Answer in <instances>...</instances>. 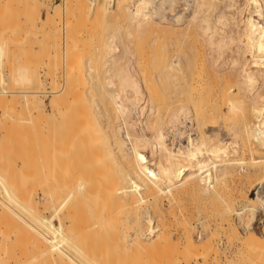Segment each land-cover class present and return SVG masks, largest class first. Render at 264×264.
Listing matches in <instances>:
<instances>
[{
	"label": "rangeland",
	"instance_id": "obj_1",
	"mask_svg": "<svg viewBox=\"0 0 264 264\" xmlns=\"http://www.w3.org/2000/svg\"><path fill=\"white\" fill-rule=\"evenodd\" d=\"M65 1L66 3L64 4ZM89 1L90 0H0V78L2 77L0 79V176L2 175L3 178H0V183L2 182L0 185V211H4L0 213V264H158V262L159 264H164L162 262L166 261L165 256H167V250L170 251L168 254H170L171 251L173 253L169 256H174L178 253V251L175 252L176 254L174 253V250L176 251L177 249H174L173 246L175 245H172L174 244L172 242L176 241L175 244L178 243V246L183 245V234H185L186 231L191 236L193 243L196 242L197 244H200H198V246H195L197 244H194L195 248H199V251L197 249L192 251H198L199 255L201 256H196V254L193 253L188 264H194V262L197 260L198 261L195 262V264H205L206 262V264H264V262H262L264 261V256H262V254H264V249H262L264 248V237H262L264 236V231H262L264 230V225H262L264 224V198H253L249 194L250 191H247L248 188L252 191L254 186H256L255 191L258 194L264 196V181H260V174H264V164H261V162L264 163V160L260 161V158L264 157V149L261 148L257 141L250 138V136H248V138L244 130V127L247 125V127H249L250 122H253L254 120V114L251 111V101L249 98L250 85L248 86V83L245 81L243 76V69L247 67L246 70H249L250 68H253V66H250V64L247 63L250 51L248 53V50L241 48V46H243V36L239 34V28L242 26L241 18L243 14L247 12V8L249 7L248 1L176 0L175 2V0H173L174 2L172 5H165V10L167 9L165 15H172L174 13L179 14L180 12L181 21L179 20V23L181 24L178 26L181 30L185 29L186 27V31H184L186 33L185 38H187L179 41L180 43L178 42L177 46L180 45L181 47H174L176 48L177 53L183 56V58H189L190 62L187 63V61L184 59L186 63L184 64L185 66L182 68V70L176 71L177 77L174 78L176 82L180 83L179 85L177 84L178 90L180 89V94L181 92L182 95L183 93L185 94V96H182L178 93L182 100L176 102V104L179 103V105L184 104L183 109L185 110L183 115L185 116L186 122L184 121V123H182L180 130H184L185 133L188 131H193L195 133H193V135H196L197 137H205L206 140L209 138L206 136V134H209L210 137H213L214 134L215 136L218 135L219 137L221 136V138L229 139L228 137L230 134L236 132L238 135L236 133L234 134L236 135L235 138H237L239 146L238 151L234 152L230 150L228 152V158L230 159L227 160V164H222V166H220L221 168H224L225 171H227L221 176V178L215 181V184L210 188L205 189L204 185L197 179L196 183L198 185H196L199 188H197V186H193V188L190 185H185L182 183L183 185L177 184L172 186L170 188L171 191L168 190L166 193L164 191H159L156 188H147L146 190L145 187L142 188L143 190H132L128 178L129 173L126 172L127 170H125L123 167L122 162L119 161L120 159L116 157L110 158L109 156L106 158V155L108 154L104 146V144H106V134H108L106 132L108 131L107 125L109 123V118L113 115L116 116L117 114L114 104H112L111 100L110 102L109 99H107L112 93H114V90L121 93V96L123 95L126 97H123V99H126V106L129 108L131 106L136 107V109L134 108L136 112H133V107L130 108L131 110L129 109V113L131 114L129 115L131 118H128L132 120L137 118V120L134 119V121H137L138 124L140 123L143 125L142 122L146 118L145 115H149L147 118L150 121H154L155 119L157 120L158 116H161V118L165 119L166 115H168V109L166 110L163 108H158L156 106V101L154 100L155 95L153 85L155 82V47L152 41L154 36L153 33H155L154 29L156 28L155 22L158 20V18L154 15H150V19L144 20H150V22L153 20L152 24L155 26L150 23L152 25L151 26L148 24L149 27L151 26L150 28L147 26L141 28L137 27L135 25L136 22L127 16V8H123V11H120V14L117 12L118 9H116L117 14L115 13V10H113L114 12H108L109 14L107 16H102L98 14L97 11H95L97 9H94L95 7L93 8ZM94 1H96L95 3L97 7L98 4L101 5L102 3L108 6L109 2H111L109 0ZM125 1L128 5L127 7H130L128 4L129 1ZM95 3L93 6H95ZM56 6L61 8L59 11L53 12L54 9L56 10ZM193 11L195 15L192 13ZM220 14H222V22L219 20L216 21L218 17L217 15ZM126 16L129 18V20ZM163 19L165 20L167 18ZM130 20H132L135 24H131L132 21ZM182 23H184L183 25H185V27H183ZM186 50L188 53L185 52ZM177 72L181 73L178 74ZM191 72L195 73L191 74ZM184 74L187 75V78L186 75L183 76ZM179 76H182L185 79ZM194 76L201 79H197L196 81ZM191 78L193 79L191 80ZM181 79H183V83ZM192 81H194L195 84H193ZM190 82L193 87L192 85H189ZM189 86L192 88L188 90ZM191 90H194V92L192 93ZM261 90H264V87H262ZM189 91L191 95V97H189L192 102L188 101L190 100L188 98ZM195 94L196 97L194 98ZM40 98L43 102V106H40V109L32 107V102L30 103V101H33V99H36L37 101ZM61 99L63 103L62 101L60 103ZM185 99L187 100L186 102H184ZM195 99L198 102H196ZM76 100L78 101L77 105L74 103ZM27 101L28 103H26ZM106 101H109L110 103ZM72 103L75 104V107H73L74 109H72ZM192 103H196V107H193L194 104ZM100 105H102V107ZM68 107L71 109H67ZM64 108L67 110V113L66 111H58L61 109L64 110ZM193 108H198L197 110L199 112L197 110L194 111ZM59 112L64 113L61 114ZM205 112L208 113L209 117ZM150 113L154 115L152 116ZM199 113H201V115ZM64 115L66 117H64ZM202 117L203 119H200ZM213 117L214 120L216 119V121H213L214 126L212 121L210 122ZM96 119L97 122L95 121ZM205 119H208V121H203ZM198 121L200 122L198 123ZM94 122H96V124ZM137 123L134 125V127L137 126L136 129H138L140 125ZM63 128L68 130L65 132L66 134H64L65 130ZM83 128L86 131H83V133L80 135L79 129L81 131ZM72 131H75V134ZM96 131L99 136H97L95 133ZM212 131L215 133L210 134ZM84 132L86 134L89 132V134L84 136ZM150 133L151 130L146 129V136H149ZM61 134H64L65 137L61 136ZM75 135L80 137H77L79 140L73 139L76 138ZM91 135H95L96 137ZM182 135L184 136V134ZM69 136L72 137L73 141L75 140L76 144L72 141L71 144H68V141L70 143L69 139H71ZM64 140L65 142H62ZM96 141H98L100 145H98V142L96 143ZM85 142L87 143V146H89L90 143L96 146H89L90 148L88 147L87 150L85 148L86 145L84 146L83 144ZM48 143H51V145ZM79 144H82V147L84 146L83 150L85 148L84 156L82 155L83 152L82 149H80L81 145ZM67 145L71 146L70 148L73 146V152L71 151L73 156L71 157H74V154L77 152L75 154L76 158L69 157V152L66 151V154L65 151H63V149H70L67 148ZM75 145H77L76 147L78 149L76 150L75 148L76 151L74 152ZM49 148H51V152ZM144 148L145 149L140 147V150L142 149L141 152L147 159H151L149 148L147 146ZM59 149V152L62 150L65 153V156L68 155L67 160L65 157H63L65 162L64 159H62L63 152L61 153L59 159V152H57ZM90 149H97L96 151L93 150L94 160L93 157H91L92 155H90L92 153H90ZM78 150L80 151L79 154ZM72 153H70V155ZM94 154L95 156L97 155L96 158ZM101 154L103 155L100 157ZM87 155L88 158L86 159ZM204 157H206V155ZM70 158L72 160L75 159L73 160L75 161V163L73 162L74 167L72 164H69L71 163ZM89 158L92 159L91 163L95 161L93 163H96V165L93 164V168L98 169V171H95L93 168H91V163H88L91 160ZM98 158L101 159L102 162L104 160L102 167L101 164H99L101 161ZM68 159L70 161L69 163ZM80 159H82V162ZM108 159H111L112 161L115 159L112 163L116 166H111L112 164H109L110 162L108 163ZM116 159H118V161H116ZM106 160L109 165H105ZM83 161L85 164L88 163L86 165H91V167L85 165L88 170H86V167H84ZM2 162L5 163V166ZM218 163L223 162L219 161ZM62 165H64V167H62ZM76 166L77 168H75ZM108 166H111V168L109 167L111 171H108L110 173L106 172ZM72 167L75 168V170H73L75 171L73 175H75L74 179H72L73 176H69L72 179L69 181L70 178L66 179L63 177H65V172L66 176L69 172H72ZM208 167L210 173L213 174L216 171L214 163L210 162ZM79 170L83 173H81ZM84 171H88L86 175ZM92 171L94 172L92 173ZM102 171L105 173V175L102 173ZM89 173L93 175L90 176ZM114 173L118 175L115 176ZM83 174L88 176L90 181H87V177H83ZM68 175H70V173ZM109 176L111 177L110 179H112L109 180L110 182L107 179ZM256 178H259L258 180L260 182H258ZM53 180H55L56 183L55 181L53 182ZM66 180H68L67 183ZM101 182H104L105 185L103 183L101 184ZM217 182L219 183L217 184ZM80 183L82 184L78 189ZM107 184L108 186L112 187L106 188L108 187L106 186ZM4 187H6L8 190L11 189L10 192L13 191L12 193H14L16 196L20 190L24 193L19 192L20 195L16 197L17 199H10L6 195V188ZM184 187H187V189ZM190 187L194 190H192ZM84 188H86V192L89 191L87 192L88 194L84 193ZM93 188L96 189L93 190ZM111 189H113L112 191L114 193L111 191ZM59 190L61 193L64 190L72 191V193H70L71 191L69 192L70 197L68 200L71 201L72 204L73 201H76L79 204V202L76 200L77 198H75L78 196L76 194H80L82 196L83 194L84 196L87 195L85 197L86 199L84 200L89 199V202L94 200L92 204L89 203L90 205L85 201L84 205L86 208H84L83 211L81 208L82 205L80 207L79 204L81 212H83V215L85 214L83 217L85 221L87 220L86 223L83 217L81 218L82 213L77 212L79 211L78 206H73V208L70 205L71 207L68 206V208H73V210L76 207L78 208L77 210L75 209L74 215L75 217L80 216L82 225L88 224L92 220L94 222L91 223L97 222V226H95L96 229H93L95 231L88 229L87 231H84L83 235L81 234L82 237H72L66 242H61L59 238L52 242L53 240L50 239L52 236L47 232V236H45V230L40 227V223L35 215H49L50 210L48 208L49 206H47L48 199L46 201V194H48V192L51 193L52 202L54 205H56L58 201L57 198H60L61 195V193L57 192ZM102 190H106L105 193ZM108 190L110 192L107 194L106 192ZM96 191L101 192L102 194ZM111 192L114 195H112ZM53 193H57L58 195H54ZM115 193L117 195L116 197ZM129 194H132V196L130 195L128 198ZM101 197H104L105 199H102ZM97 198L99 202H95ZM117 198L120 200H118L119 204L122 203V207L121 205H118V202L116 204L119 207L115 204ZM106 199H109L110 202L113 201L114 204L112 202L110 203L109 200L108 203L106 202L107 204H105ZM13 200L16 202H13ZM101 201L104 203H101ZM44 202L46 203L47 207L44 206ZM96 203L102 204L101 206L107 205L110 211H108V207H106L107 209L104 207L106 210L102 211L100 204L98 205ZM74 204L76 205V203ZM93 204L97 207L95 208ZM90 206L96 211H98L97 208L99 209L101 207V211L99 213L103 217L107 213L109 214L105 216L107 217L106 219H108V216L109 218H112L111 212L113 211V215H115L113 218L116 217V219L115 221H112L111 219L109 223L112 221L114 222L113 224H118L117 229L119 235L117 234L116 236L113 233V235L106 234L109 236V239L108 237L106 238V235L103 236L104 238L100 237L103 243L99 241L101 239H96V236L100 235V233L103 235L105 233L104 231L109 233L110 230L108 231L107 227L112 228L113 224L110 223L112 225L108 226L109 223L106 224V220H103V217L99 214L98 215L101 216L99 218H101L103 221H101L99 218L97 219L95 214L96 211H92L93 208L91 209ZM113 206L114 208L117 206L121 210H119V213L117 212L119 215L115 214L118 208L113 210ZM232 207L233 209L231 210ZM70 208L69 214L72 212V215H70L73 217V210ZM109 212L111 213V216ZM30 214H32L33 217ZM92 214L94 215L92 216ZM147 215L151 216L152 221L155 222V227L158 226L155 233H159L161 231V236L157 234V236L159 235L158 237L160 239H165V235H168H166V238H168L165 240L167 242L166 244H169L170 250H166L165 248L162 249V247L167 246L163 245L165 240L161 239V241L159 239V241L158 238L156 239L155 236H152L153 234L147 235V238H140L142 239L140 241L143 243V245L144 243L145 245H148H146V249L149 247L148 250L144 248V251L146 250L144 253L142 250L136 247V243L134 244L135 238L129 240L130 237L128 234L132 233V229L135 227H133V224L136 225L137 221L138 223H144ZM94 216L96 217L97 221L94 219L91 220V218ZM225 219L229 222H227ZM99 220L100 224H102L101 229L104 223V226L106 225V227L103 226L105 230L102 229L104 233L102 230L98 231L99 228L97 227L100 226L98 224ZM120 221L122 224H120ZM228 223H232L234 225L236 224L235 226L237 227V232H232ZM127 224L129 227H132L129 228ZM124 225H126L125 228H123ZM226 226L228 227L226 228ZM120 227L122 229H120ZM115 228L116 227H113V230ZM225 229L228 231V233ZM113 230H111V232H113ZM122 230L124 233L127 232L128 234L126 233L127 235L124 236L123 232H121ZM92 232L96 234H93ZM163 232L165 235H163ZM248 232H256L258 235H260V239H258L260 242L257 241V243L260 245L256 244L257 247L256 245L251 246L254 247L253 250L252 248H246L242 243L240 245L241 240L238 239L246 237L245 235ZM229 233L230 235H228ZM84 234L88 239H84ZM120 234H122V238ZM236 236L240 237L237 238ZM94 239L96 241L98 240L97 244L96 242L95 244L93 243ZM153 240H156V242L158 240L159 243H161L159 244L161 248H158L159 245L156 246L158 249H162L161 251L154 249L156 244ZM58 242L61 246H57V244H59ZM123 242H125L124 246ZM153 242L155 245H153ZM79 243L81 246L83 243L84 247H80ZM117 243H119L118 249L121 248L119 249V254L117 252L118 249L116 250ZM148 243H150V245ZM170 243H172V247ZM205 243L208 244L205 245ZM129 244L132 246L130 247ZM202 245H204V247ZM133 246L135 248H133ZM122 247H128L131 250ZM73 248H81L80 250L82 252L76 251ZM87 249L88 251H86ZM113 249V254L107 253V251L110 252ZM134 249L136 250L134 251ZM149 250L152 252L149 253L150 256L153 254V256H151L153 259L147 253ZM84 251L86 253H84ZM154 251H156V253H153ZM162 251H165V253H162ZM140 252L142 253L141 255ZM204 252L209 253L204 254ZM240 254L241 256H239ZM143 255L146 256L148 261L146 259H142ZM157 255L159 258H156ZM205 255L206 257H204ZM162 256L164 258H162ZM193 256H195L196 259H194ZM154 259H158V261ZM170 259L168 258L167 262H169V264L170 262L173 264L174 262L172 263V260L170 261ZM201 259L202 261H200ZM258 259L259 262H257Z\"/></svg>",
	"mask_w": 264,
	"mask_h": 264
},
{
	"label": "bare ground",
	"instance_id": "obj_2",
	"mask_svg": "<svg viewBox=\"0 0 264 264\" xmlns=\"http://www.w3.org/2000/svg\"><path fill=\"white\" fill-rule=\"evenodd\" d=\"M109 1H111V2H109V5L108 6H106V5H104V3H102L101 5H99L98 3V7L96 6V1H94V0H90L89 2H90V4H91V6L94 8V9H97V10H95V11H97V13L98 14H100V15H102V16H107L109 13L108 12H114L113 10H115V13L117 14V12H119V14H120V11L122 12L123 11V8H127V11H128V13H126V14H128L127 16L128 17H130L131 19H133L135 22H136V24L132 21V20H130V21H132L131 22V24L132 23H134L137 27H149L148 26V24H152L153 22V20L150 22V20L149 21H146V20H144V19H150L149 17H150V15H154V16H156L157 18H158V20L155 22V25H156V28L154 29L155 30V33H153V44H154V47H155V62H154V64H155V82H154V95H155V97H154V100L156 101V106L158 107V108H163V109H168V111H167V113H168V115H166V118L164 119V118H161V116L159 117L158 116V118H157V120H156V122L154 123V121H150L147 117H149V115H145L146 116V118L144 119V121L142 122L143 123V125L142 124H138L137 123V121H134V119H136L137 120V118H134L133 120L132 119H130L131 117H130V108L131 107H133V106H131L130 108L128 107V106H126V97L125 96H121L120 94L121 93H119L118 91L116 92L115 90L113 91L114 93H112L110 96H109V98H107V99H109V101L111 100L112 101V104H114V106H115V108H116V110H117V114H116V116L115 115H113V116H111L110 118H109V123H108V125H107V132L106 133H108V134H106L107 135V138H106V140H105V143L106 144H104V146H105V150H106V152H107V154L108 155H106L107 157L106 158H108V156L111 158V157H113V158H118V159H120L119 161L120 162H122V164H123V167L125 168V170H127L126 172H128L129 173V181H130V185H131V188H132V190H140V189H142V188H144L145 187V189L147 190V188H149V189H153V188H156L157 190H159V191H164L165 193H166V191L168 192V190H170L171 191V187L172 186H174V185H177V184H182V183H184L185 185L187 184V185H190L191 187H195V186H197L198 184L196 183V180L198 179L203 185H204V188L205 189H208V188H210L211 186H213L214 184H215V181H217L219 178H221V176L222 175H224V173L227 171H225V169L224 168H221L220 166H222V164H227V160L228 159H230V158H228V152L231 150V151H234V152H236V151H238L239 149H238V140H237V138H235V134L234 133H236V132H233L232 134H230V136L228 137L229 139H224V138H221V136L219 137L218 135V137L217 136H215L213 133H215V132H213L212 131V133L210 132V134H213V137H210V135L208 134H206V136L207 137H209L207 140L205 139V137H197L196 135H193V131H186L187 133H185L184 132V130H180L181 129V126H182V123H184V121H185V116L183 115L184 114V109H183V105L184 104H182V105H179V103L178 104H176V102H178V101H181L182 99H181V96H179L178 95V93L180 94V92H179V90H178V85L180 84L179 82H176L175 80H174V78H176L177 77V74H176V71H180V70H182V68L185 66L184 64H186L185 63V60L187 61V63H190L189 62V58H183V56H181L179 53H177V51H176V48H174V47H176L177 45H178V42L179 41H182V40H184V39H186L185 38V36H186V33H185V31H186V27H185V25H183L184 23H182V25H183V27H185V29H183V30H181L180 29V27L178 26V25H180L181 23H179L181 20H180V18H181V13L179 12V14L178 13H174V14H170V15H165V13L167 12V9L165 10V5L166 4H171L172 5V3L174 2L173 0H128L129 2H128V4L130 5V7H127L128 5L126 4V1L124 0V2H123V0H109ZM202 1V0H201ZM231 1V0H230ZM248 1V3H249V7L247 8V12L245 13V14H243V16H242V26L239 28V34H241L243 37H242V40H243V46H241V48L242 49H244V50H248V53H249V51H250V54H249V59H248V64H250V66H253V68H250L249 70H246V68H244L243 69V76H244V79H245V81L248 83V86L250 85V87H249V98H250V101H251V111H252V113L254 114L253 116H254V120H253V122H250V124H249V127H244L245 129V134L247 135V137L248 136H250V138H252L253 140H255V141H257V143L261 146V148L262 149H264V90H261V88L262 87H264V0H247ZM175 2H176V0H175ZM243 2V1H242ZM66 3V1L64 2V4ZM94 3H95V6H93L94 5ZM100 3V2H99ZM60 4V3H59ZM186 4V3H185ZM243 4V3H242ZM55 6V5H54ZM59 6V5H58ZM58 6H56V10L54 9L53 10V12H56V11H59L60 10V8L61 7H58ZM60 6H65V5H60ZM243 6V5H242ZM248 6V5H247ZM58 9V10H57ZM63 9V8H62ZM116 9H118L117 10V12H116ZM246 10V9H245ZM99 11V12H98ZM110 12V13H111ZM171 12V11H170ZM169 12V13H170ZM191 12V11H190ZM124 13V12H123ZM194 15H195V13H194V11L192 12ZM168 14V13H167ZM192 14V16L194 17V15ZM237 15V14H236ZM113 16H114V13H113ZM121 16V15H120ZM126 16V17H127ZM167 16V17H166ZM191 16V17H192ZM218 16V17H217ZM216 17H217V19H216V21L217 20H219V21H221V19H222V14H220V15H217ZM239 16V15H238ZM127 17V18H128ZM155 18V17H154ZM163 18H167V19H163ZM128 20H129V18H128ZM155 20V19H154ZM180 20V21H179ZM215 21V22H216ZM218 21V22H219ZM222 22V21H221ZM241 22V21H240ZM129 24V23H128ZM150 24V25H151ZM153 26H155L154 24H152ZM151 25V26H152ZM150 26V27H151ZM149 27V28H150ZM182 27V28H183ZM152 30V29H151ZM185 30V31H184ZM142 31V30H141ZM153 31V30H152ZM203 31V30H202ZM152 36V35H151ZM241 40V41H242ZM210 41V40H209ZM112 43V42H111ZM180 43V42H179ZM152 45V44H151ZM177 47H181L180 45L179 46H177ZM0 49H1V46H0ZM179 49V48H178ZM197 49V48H196ZM184 50V49H183ZM123 51V50H122ZM181 51V50H180ZM0 52H1V50H0ZM185 52H187L188 53V51L186 50ZM117 53V52H116ZM121 53V52H120ZM200 53V52H199ZM186 54V53H185ZM1 55V54H0ZM154 55V54H153ZM186 55H188V54H186ZM185 55V56H186ZM185 59V60H184ZM198 59H199V57H198ZM110 60V59H109ZM154 61V60H153ZM198 61V60H197ZM111 62H112V60H111ZM195 64V63H194ZM188 65H190V64H188ZM143 67V66H142ZM188 67V66H187ZM194 69H196V68H194ZM152 70V69H151ZM188 70V69H187ZM192 71V70H191ZM178 73V72H177ZM181 73V72H180ZM180 73H178V74H180ZM183 73H184V71H183ZM182 73V74H183ZM195 73V72H194ZM193 72H191V74H194ZM197 73V72H196ZM186 74H184L183 76H185ZM223 75V74H222ZM193 76V75H192ZM192 76H190V77H192ZM179 77H181V78H183V79H185L184 77H182V76H179ZM178 77V78H179ZM2 78V77H1ZM0 78V79H1ZM151 78V77H150ZM186 78H187V75H186ZM189 78V77H188ZM123 79V78H122ZM183 79H181V81H182V83H183ZM193 78H191V80H192ZM194 79L197 81V79H199V78H196V76H194ZM201 79V78H200ZM199 79V80H200ZM258 79H259V81H258ZM194 80V81H195ZM198 80V81H199ZM127 81V80H126ZM185 81V80H184ZM194 81H192L193 82V84H195V82ZM244 81V80H243ZM121 82V81H120ZM186 82H187V79H186ZM188 82H189V80H188ZM259 82V83H258ZM181 83V84H182ZM197 83V82H196ZM121 84V83H120ZM178 84V85H177ZM133 85V84H132ZM184 85V84H183ZM187 85H188V83H187ZM189 85H192L191 84V82H190V84ZM120 86V85H119ZM185 86V85H184ZM181 87V86H180ZM190 87V86H189ZM188 87V90L189 89H191L192 87H193V85H192V87H190L189 88ZM195 87V86H194ZM111 88V87H110ZM196 88V87H195ZM195 88H193V89H195ZM182 89H183V87H182ZM223 89V88H222ZM120 90V89H119ZM185 91V90H184ZM183 91V92H184ZM192 91V90H191ZM222 91H224V90H222ZM112 92V91H111ZM110 92V93H111ZM194 92V90L192 91V93ZM186 93V92H185ZM196 93H197V91H196ZM233 93V92H232ZM235 93V92H234ZM124 94V93H123ZM206 94V93H205ZM180 95H182V92H181V94ZM183 95L185 96V94L183 93ZM182 95V96H183ZM223 95V94H222ZM57 96V95H56ZM187 96V95H186ZM191 97V95H190V91H189V95H188V98L190 99V97ZM214 96V95H213ZM217 96V95H216ZM89 97V96H88ZM123 97H125L124 99H125V101H124V99H123ZM193 97V96H192ZM196 97V94L194 95V98ZM56 98H58V97H56ZM150 98H151V96H150ZM217 98V97H216ZM53 99H54V96H53ZM59 99V98H58ZM78 100H80L79 98H77ZM89 99V98H88ZM128 99V98H127ZM218 99V98H217ZM82 100V99H81ZM183 100H184V98H183ZM196 100V99H195ZM197 100H198V98H197ZM196 100V102H198ZM29 101V100H28ZM28 101L26 102V103H28ZM55 101V100H54ZM53 101V102H54ZM61 101H62V99L60 100V103H61ZM65 101V100H64ZM109 101H106V102H109ZM110 101V102H111ZM187 100L185 99V101L184 102H186ZM188 101H190V102H192L191 101V99L190 100H188ZM32 102V103H31ZM101 102V101H100ZM109 102V103H110ZM148 102H149V100H148ZM193 102H194V100H193ZM30 103H31V105H32V107H35V108H39L40 106L42 107L43 106V102H42V100H41V98L40 99H38L37 101H36V99H33V101H30ZM29 103V104H30ZM62 103H63V101H62ZM74 103H76V105H77V103H78V101L76 100V101H74ZM89 103V102H88ZM91 103V102H90ZM105 103V102H104ZM133 103V102H132ZM56 104V103H55ZM67 104V103H66ZM73 104V103H72ZM80 104V103H79ZM78 104V105H79ZM107 104V103H106ZM131 104V103H130ZM129 104V105H130ZM136 104V103H135ZM181 104V103H180ZM192 104H194V103H192ZM196 104V103H195ZM195 104L193 105V107L195 106ZM58 105H59V101H58ZM63 105V104H62ZM75 104H73L72 105V109H74L73 107H75L74 106ZM132 105V104H131ZM189 105H190V103H189ZM55 106V105H54ZM61 106V105H60ZM64 106V105H63ZM101 107H102V105H100ZM107 106V105H106ZM111 106V105H110ZM109 106V107H110ZM152 106V105H151ZM40 107V108H41ZM71 107V106H70ZM100 107V108H101ZM104 107V106H103ZM138 107V106H137ZM156 107V108H157ZM196 107V106H195ZM39 108V109H40ZM55 108H57V107H55ZM66 108V107H65ZM64 108V110H58V111H66V113H67V110ZM107 108V107H106ZM134 108L136 109V107L134 106L133 107V112L135 111L134 110ZM148 108V107H147ZM150 108V107H149ZM210 108V107H209ZM58 109V108H57ZM67 109H71V108H67ZM130 109V110H129ZM194 109V111L195 110H197V109H195V108H193ZM76 110V109H75ZM81 110V109H80ZM80 110H79V112H80ZM89 110H91V109H89ZM113 111H115L114 109H112ZM57 111V112H58ZM69 111V110H68ZM109 111V110H108ZM146 111V110H145ZM149 111V110H148ZM159 111V110H158ZM161 111V110H160ZM198 111V110H197ZM197 111H196V113H197ZM61 112H59V113H61ZM76 112V111H75ZM82 112V111H81ZM133 112H132V114H133ZM136 112V111H135ZM147 112V111H146ZM145 112V113H146ZM164 112V111H163ZM199 112V111H198ZM209 112V111H208ZM48 113V112H47ZM64 113V112H63ZM63 113H61V114H63ZM105 113V112H104ZM186 113H187V111H186ZM185 113V114H186ZM194 113V112H193ZM206 113V112H205ZM219 113V112H218ZM225 113V112H224ZM71 114H73V113H71ZM77 114V113H76ZM130 114V115H129ZM151 114V113H150ZM158 114V113H157ZM200 115H201V113H199ZM207 114V116H208V113H206ZM66 115V114H65ZM64 115V117H66ZM78 115H79V113H78ZM92 115V114H91ZM152 115V114H151ZM154 115V114H153ZM152 115V116H153ZM194 115V114H193ZM219 115V114H218ZM225 115V114H224ZM47 116V115H46ZM52 116V115H51ZM68 116V115H67ZM74 116H76V115H74ZM183 116H184V119H183ZM60 117H61V115H60ZM63 117V118H64ZM82 117H83V113H82ZM86 117V116H85ZM84 117V118H85ZM128 117H130V118H128ZM201 117V116H200ZM204 117V116H203ZM203 117L202 118H200V119H203ZM209 117V116H208ZM73 118V117H72ZM79 119H81L80 117H78ZM92 118V117H91ZM197 118V117H196ZM195 118V119H196ZM94 119H95V116H94ZM195 119H193V120H195ZM87 120V119H86ZM86 120H85V122H86ZM91 120V119H90ZM106 120V119H105ZM140 120V119H139ZM192 120V121H193ZM198 120H199V118H198ZM71 121V120H70ZM77 121V120H76ZM75 121V122H76ZM79 121V120H78ZM96 122H97V119L95 120ZM196 121V120H195ZM201 121V120H200ZM200 121H198V123L200 122ZM203 121H208V119H205V120H203ZM202 121V122H203ZM212 121V124L214 123L213 121H216V119L214 120V117L212 118V120H210V122ZM80 122H82V121H80ZM79 122V123H80ZM89 122V121H88ZM96 122H94L95 124H96ZM108 122V121H107ZM139 122V121H138ZM186 122V121H185ZM209 122V123H210ZM223 122V121H222ZM83 123H84V121H83ZM135 123H137L138 125H139V127H138V129H136V127H134V125H135ZM98 125H100L99 123H97ZM180 126H179V125ZM247 124V123H246ZM78 125V124H77ZM81 125V124H80ZM84 125V124H83ZM82 125V126H83ZM183 125H185V124H183ZM201 125V124H200ZM81 126V127H82ZM213 126H214V124H213ZM68 127V126H67ZM66 127V128H67ZM184 127V126H183ZM203 127V126H202ZM64 129L65 131H64V134H66L65 132L66 131H68L67 129H69V128H67V129ZM75 128H76V126H75ZM93 128V127H92ZM99 128V127H98ZM185 128H186V126H185ZM90 129V128H89ZM146 129L147 130H151V133H150V135L149 136H146ZM187 129V128H186ZM190 129V128H189ZM169 130V131H168ZM48 131H50V130H48ZM82 131V132H81ZM81 131H80V129H79V134L81 135V133H83V131H86L84 128H83V130L81 129ZM98 131V130H97ZM97 131L95 132L96 134H97V136H99L98 135V133H97ZM242 131H243V129H242ZM73 132V131H72ZM75 132V131H74ZM73 132V133H74ZM92 132H94V131H92ZM99 132V131H98ZM217 132V131H216ZM62 133H63V131H62ZM68 133V132H67ZM85 133V132H84ZM94 133V134H95ZM100 133V132H99ZM204 133V132H203ZM242 133V132H241ZM64 134H61V136H64ZM75 134V133H74ZM79 134H77V135H79ZM86 134V133H85ZM84 134V136H87V134H89V132L85 135ZM103 134V133H102ZM102 134H100V135H102ZM105 134V133H104ZM182 134H184V136L182 135ZM195 134V133H194ZM237 134V133H236ZM48 135V134H47ZM77 135H75L76 136V138H73V139H77V140H79V136H77ZM83 135V134H82ZM203 135V134H202ZM238 135V134H237ZM240 135V134H239ZM243 135V134H242ZM83 136V137H84ZM91 136H95V135H91ZM109 136V137H108ZM65 137V136H64ZM70 137V136H69ZM77 137H79V138H77ZM89 137V136H88ZM96 137V136H95ZM223 137V136H222ZM243 137V136H242ZM50 138V137H49ZM63 138V137H62ZM71 139H69L70 140V143H69V141H68V144H71V141L73 142V143H75L76 144V142H75V140L73 141L72 140V137H70ZM87 138V137H86ZM94 138V137H93ZM101 138V137H100ZM249 138V137H248ZM64 139V138H63ZM82 139V138H81ZM80 139V140H81ZM89 139V138H88ZM68 140V139H67ZM76 140V141H77ZM84 140V139H83ZM98 140V139H97ZM102 140V139H101ZM247 140V139H246ZM60 141H61V138H60ZM244 141V140H243ZM62 142H65V140L64 141H62ZM61 142V143H62ZM83 142V141H82ZM87 142V141H86ZM83 143L84 144V146L86 145V149L88 150V147L89 146H93L94 144H92V143H90L89 144V146H87V143ZM91 142V141H90ZM94 142H95V139H94ZM98 141H96V143H97ZM249 142V141H248ZM73 143H72V145H73ZM89 143V142H88ZM95 143V144H96ZM49 144V143H48ZM62 144H64V143H62ZM92 144V145H91ZM244 144V143H243ZM49 145H51V143L49 144ZM79 145H81L80 147V149H82V152H83V156H84V152H85V148H84V150H83V147H82V144H79ZM98 145H100V143L98 142ZM97 145V146H98ZM240 145V144H239ZM48 146V145H47ZM63 146V145H62ZM61 146V147H62ZM66 146V145H65ZM64 146V147H65ZM68 147L67 148H70L71 146H69V145H67ZM77 145H75V147H74V152L78 149L77 147H76ZM96 145H94V147H95ZM145 146H147L148 148H149V150H150V155H151V159H147L146 157H145V155L141 152L142 151V149L140 150V147L142 148L143 147V149H145L144 147ZM48 147H50V146H48ZM99 147V146H98ZM240 147H242V146H240ZM72 148H73V146H72ZM72 148H70V149H63V151H65V153L67 154V152H69V157H71V156H73V149ZM75 148H76V150H75ZM90 148V147H89ZM244 148H246V147H244ZM51 148H49V150H50ZM72 149V150H71ZM79 149V150H80ZM104 149V148H103ZM48 150V151H49ZM68 150H70V151H68ZM78 150V154H79V151ZM94 150V149H93ZM93 150H91L90 149V155H92L91 157H93ZM97 150V149H96ZM96 150H94V151H96ZM98 150H100V149H98ZM102 150V149H101ZM243 150V149H242ZM60 151V149L57 151V152H59ZM62 150H61V152H59V159H60V156H61V153L63 152ZM67 151V152H66ZM72 151V152H71ZM255 151V150H254ZM50 152H51V150H50ZM81 152V153H82ZM101 152V151H100ZM65 153L63 152L62 154L64 155H62V159H64L63 157H65V159L67 160V157H68V155L67 156H65ZM70 153H72L71 155H70ZM77 153V152H76ZM75 153V154H76ZM88 153V152H87ZM86 153V154H87ZM96 153V152H95ZM101 153H103V152H101ZM75 154H74V157H71V158H76L75 157ZM77 154V155H78ZM100 154V153H99ZM52 155V154H51ZM103 154H101L100 155V157L102 156ZM206 155V157H204ZM49 156V155H48ZM47 156V157H48ZM94 156H95V154H94ZM248 156V155H247ZM51 157V156H50ZM80 157V156H79ZM97 157V155L95 156V158ZM99 157V158H100ZM104 157H105V155H104ZM70 158V159H71ZM82 158H85V157H82ZM88 158V155H87V157H86V159ZM98 158V159H99ZM112 158V159H113ZM51 159V158H50ZM65 159H64V162H65ZM78 159V158H77ZM89 159H91V158H89ZM104 159V158H103ZM118 159H116V161H118ZM73 160H75V159H73ZM72 159H71V163H69L70 161H69V159H68V163L69 164H72V166L74 167V163H75V161H73ZM79 160V159H78ZM81 160V162H82V159H80ZM93 160H94V157H93ZM100 161H101V159H99ZM111 160V159H110ZM109 159H108V163L109 164H112L111 166H113L114 164L112 163V162H114V160L112 161H110ZM238 160V159H237ZM261 160H264V157H262V158H260V161ZM52 161V160H51ZM59 161V160H58ZM57 161V162H58ZM87 161V160H86ZM91 161H92V159L90 160V162H88V163H91ZM99 161V162H100ZM223 162V163H218V162ZM63 162V163H64ZM74 162V163H73ZM93 162H95V161H93ZM91 163V165H92V167H91V165H86V164H88V163H84V161H83V163H84V167H86V166H90L91 168H93V164L94 165H96V163ZM102 162V161H101ZM99 163V164H101V167H102V165H103V162H104V160H103V162L102 163ZM210 162H212V163H214V167L216 168V171L212 174V173H210V171L208 170V164L210 163ZM259 162V161H258ZM3 164H4V166H5V163L4 162H2ZM107 163V160H106V163H105V165H109ZM118 164H120L119 162H117ZM117 163H115V164H117ZM117 164V165H118ZM261 164H264V163H262L261 162ZM2 165V164H1ZM50 165V164H49ZM79 165H80V163H79ZM86 165V166H85ZM211 165V164H210ZM71 166V165H70ZM99 166V165H98ZM111 166H108L107 167V171L106 172H108L109 170H110V168H111ZM114 166H116V165H114ZM50 167V166H49ZM62 167H64V165H62ZM68 167V166H67ZM71 168V171L72 172H69L70 173V175H68L67 174V176H66V172L65 171H63V172H65V177H63V178H66V179H68V178H70L69 176H73L72 177V179H74V175H73V173L75 172V171H73V170H75V168H77V166L75 167V168ZM81 167H82V165H81ZM101 167H98V168H101ZM110 167V168H109ZM51 168V167H50ZM69 168V167H68ZM103 168H104V166H103ZM109 168V169H108ZM123 168V169H124ZM94 169V168H93ZM92 169V170H93ZM118 169V168H117ZM70 170V169H69ZM80 170H81V168H80ZM79 170V171H80ZM85 170V169H84ZM86 170H88L87 169V167H86ZM95 171L97 170L98 171V169H94ZM113 170V169H112ZM1 171V170H0ZM62 171V170H61ZM77 171V170H76ZM78 171V172H79ZM111 171V170H110ZM118 171V170H117ZM49 172V171H48ZM81 172V171H80ZM85 172V171H84ZM88 172V171H87ZM87 172H85V175L87 174ZM94 171H92V173H93ZM100 172V171H99ZM114 172V171H113ZM116 172V171H115ZM71 173H72V175H71ZM81 173H83V172H81ZM98 173V172H97ZM102 173H104L103 171H102ZM108 173H110V172H108ZM117 173V172H116ZM116 173H114L115 174V176H117L118 174H116ZM119 173V172H118ZM51 174V173H50ZM62 174V175H63ZM112 174V173H111ZM80 175V174H79ZM82 175V174H81ZM84 174H83V177L85 176ZM89 175L90 176H92L90 173H89ZM96 175H98V174H96ZM101 175V174H100ZM104 175H105V173H104ZM107 175H109V174H107ZM261 175V179H260V181H264V177H262V176H264V174H260ZM99 176V175H98ZM110 176H112V175H110ZM109 176V178H107L108 179V181L109 180H112V179H110L111 177ZM9 177V176H8ZM47 177H48V175H47ZM82 177V176H81ZM85 177H87V181H90L89 179H88V176H85ZM114 177V176H113ZM0 178H2V175L0 176ZM7 178V177H6ZM93 178H95V177H93ZM102 178H103V176H102ZM3 179V178H2ZM49 179H51V178H49ZM48 179V180H49ZM53 179V178H52ZM71 178L69 179V181H71L72 180ZM86 179V178H85ZM105 179V178H104ZM114 179V178H113ZM257 179V178H256ZM259 179V178H258ZM257 179V180H258ZM5 180V179H4ZM102 180V179H101ZM106 180V179H105ZM115 180V179H114ZM128 180V179H127ZM55 180H53V182H54ZM63 181H65V180H63ZM67 181L68 180H66V183H67ZM86 181V182H87ZM259 180H258V182H260ZM9 182V181H8ZM91 182H93V181H91ZM110 182V181H109ZM113 182V181H112ZM117 182V181H116ZM125 182V181H124ZM220 182V181H219ZM219 182H217V184L219 183ZM2 183V182H1ZM1 183H0V185H1ZM55 183H56V181H55ZM85 183V182H84ZM104 184V182H101V184ZM108 183V182H107ZM118 183V182H117ZM117 183H116V185H117ZM176 183V184H175ZM200 183V184H201ZM247 183V182H246ZM262 183V182H261ZM261 183H259V184H261ZM48 184H50V183H48ZM81 184L82 183H80L79 185L80 186H78V189H79V187H81ZM100 184V183H99ZM197 184V185H196ZM249 184V183H248ZM3 185V184H2ZM13 185V184H12ZM52 185V184H51ZM64 185V184H63ZM78 185V184H77ZM90 186H92L91 184H89ZM105 185V184H104ZM103 185V186H104ZM109 185H110V183H109ZM119 185V184H118ZM183 185V184H182ZM257 185H258V183H257ZM4 186V185H3ZM19 186V185H18ZM48 186V185H47ZM53 186V185H52ZM85 186V185H84ZM87 186H88V184H87ZM86 186V187H87ZM106 186H108V184L106 185ZM115 186V185H114ZM113 186V187H114ZM248 186V185H247ZM64 187H66V186H64ZM94 187V186H93ZM102 187V186H101ZM109 187H112V186H108V187H106V188H109ZM190 187V188H191ZM193 187V188H194ZM255 187L256 186H254V189L251 191V189H247V191H250V195L253 197V198H256V199H262V198H264V196H262V195H260V194H258L255 190ZM3 188V187H2ZM4 188H6V187H4ZM18 188H20V187H18ZM67 188V187H66ZM105 188V187H104ZM185 188V187H184ZM189 188V189H190ZM193 188H191L192 190H194ZM197 188H199L198 186H197ZM196 188V189H197ZM218 188V187H217ZM253 188V187H252ZM10 189V188H9ZM63 189V188H62ZM65 189V188H64ZM74 189V188H73ZM81 189V188H80ZM86 188H84L83 190H85ZM89 189V188H88ZM87 189V190H88ZM92 189V188H91ZM90 189V190H91ZM94 189H96V188H93V190ZM115 189V188H114ZM185 189H187V187L185 188ZM214 189V188H213ZM245 189V188H244ZM11 190V189H10ZM10 190H8L7 188L5 189V193H6V195L11 199V198H16V197H18V195H20V193L19 192H23V191H19L18 192V194H17V196L14 194V193H12L13 191H11L10 192ZM17 190V189H16ZM72 190V189H71ZM70 190V191H71ZM76 190V189H75ZM110 190V189H109ZM107 191L106 193L108 194L110 191ZM113 189H111V191H112ZM130 190V189H129ZM143 190V189H142ZM155 190V189H154ZM184 190V189H183ZM50 191V190H49ZM70 191H67V190H64L62 193H61V191L59 190V191H57L58 193H61V195H60V198H57V204L56 205H54L53 204V202H52V195H51V193L50 192H48V194H46V201H47V199H48V205L47 206H49L48 208H49V210H50V213H49V215H35V217L38 219V221H39V223H40V227L43 229V230H45V233L47 232L48 234H50L51 236H52V238H50L51 240H53L52 242H54V240H56L57 238H59L60 240H61V242H66V241H69V239L70 238H72V237H76V236H81L82 237V235H83V233H84V231H87L88 229H92V231H95V230H93L94 228L96 229V227L95 226H97L96 225V223H91V222H94L92 219H94V220H96L97 221V219L99 218V217H101L102 215L99 213L100 211H101V207H102V211H104V210H106L107 208L106 207H108L107 205H104V206H101L102 204H100V203H96V204H100V208L98 209L97 208V210L98 211H96L93 207V210L92 211H96V216H97V219H96V217L94 216L93 218H91V220L92 221H90V223H88V224H85V225H82V221H81V218L85 215H83V212H81V210H80V207H81V205H82V211H83V209L84 208H86V206L84 205V203H85V201L86 202H88L87 204H89V203H91L92 204V202L94 201L93 199V201L91 202H89L88 200H84V199H86L85 197L87 196V195H85L84 196V194H83V196L82 195H80V194H76V195H78V196H74L75 198H77L76 200L79 202V204H80V207H79V204L76 202V201H73V204L74 203H76V205L74 204H72L71 203V201H68L69 200V195H70V193H72V191L70 192ZM74 191V190H73ZM92 191V190H91ZM101 191V190H100ZM104 193H105V191L104 190H102ZM219 191V190H218ZM17 192V191H16ZM70 192V193H69ZM87 192H89V191H87ZM86 192V190L84 191V193L86 194L87 193ZM96 192H98V191H96ZM113 192V191H112ZM111 192V193H112ZM145 192V191H144ZM148 192V191H147ZM156 192V191H155ZM180 192H181V189H180ZM24 193V192H23ZM22 193V194H23ZM77 193V192H76ZM98 193H101V192H98ZM110 193V194H111ZM114 193V192H113ZM112 193V195H114ZM141 193V192H140ZM172 193V192H171ZM28 194V193H27ZM54 195L56 194V195H58L57 193H53ZM88 194V193H87ZM102 194V193H101ZM118 194V193H117ZM139 194V193H138ZM147 194V193H146ZM5 195V196H6ZM54 195H53V197H54ZM80 195V196H79ZM93 195V194H92ZM92 195H91V197H92ZM106 195V194H105ZM118 195H120V194H118ZM130 195L132 196V194H129V196H128V198L130 197ZM135 195H137V194H135ZM163 195V194H162ZM178 195V194H177ZM26 196V195H25ZM31 196V195H30ZM71 196H73V195H71ZM82 196V197H81ZM94 196V195H93ZM103 196V195H102ZM107 196V195H106ZM110 196V195H109ZM117 195H116V193H115V197H116ZM150 196V195H149ZM191 196V195H190ZM95 197V196H94ZM97 197V196H96ZM112 197V196H111ZM114 197V198H115ZM173 197V196H172ZM249 197V196H248ZM72 198V197H71ZM75 198H74V200H75ZM80 198V199H79ZM81 198H82V200H81ZM88 198V197H87ZM102 199H105L104 197H101ZM114 198H112L113 200H115ZM134 198V197H133ZM17 199V198H16ZM19 199V198H18ZM32 199H34V198H32ZM79 199V200H78ZM100 199V198H99ZM110 199V198H109ZM109 199H106V201H105V204H107L108 203V200ZM136 199V198H135ZM176 199V198H175ZM28 200V199H27ZM54 200V199H53ZM84 200V201H83ZM119 198H117L116 199V202H115V204L118 202V205H121V207H122V203L121 204H119ZM124 200V199H123ZM127 200H129V199H127ZM15 200H13V202H14ZM18 201V200H17ZM36 201H37V198H36ZM56 201V200H55ZM98 201V198H97V200H95V202H97ZM132 201H133V199H132ZM200 201V200H199ZM261 201V200H260ZM16 202V201H15ZM68 202H70V203H68ZM81 202V203H80ZM99 202V201H98ZM103 201H101V203H102ZM107 202V203H106ZM109 202H110V200H109ZM112 203H113V201H111ZM110 202V203H111ZM124 202V201H123ZM231 202V201H230ZM21 203V202H20ZM34 203V202H33ZM40 203V202H39ZM104 203V202H103ZM126 203V202H125ZM41 204H42V202H41ZM44 206H46V203L44 202ZM78 204V205H77ZM95 204V203H94ZM93 204V206L96 208L97 206L96 205H94ZM114 204V203H113ZM147 204V203H146ZM43 205V204H42ZM73 207V206H78V208H79V211H77L78 213L80 212V213H82V215H81V218H80V216H78V217H75V215H74V211H75V209L77 210L78 208L76 207L74 210H73V208H70L71 206ZM90 205V204H89ZM117 205V204H116ZM117 205V206H118ZM245 205V204H244ZM46 206V207H47ZM68 206H70L69 208L70 209H72L73 210V217L71 216L72 214V212H70V214H69V208H68ZM83 206H85V207H83ZM109 206H110V204H109ZM115 206V205H114ZM114 206H113V208H114ZM115 207L116 209L119 207ZM124 206H126V205H124ZM131 206V205H130ZM243 206V205H242ZM1 207V206H0ZM22 207V206H21ZM23 207H25V206H23ZM106 209H105V208ZM120 207V208H121ZM240 207V206H239ZM253 207V206H252ZM90 208H91V206H90ZM91 208V209H92ZM115 208L113 209V210H115ZM157 208V207H156ZM3 209V208H2ZM26 209V208H25ZM126 209V208H125ZM233 209V207L231 208V210ZM239 209V208H238ZM28 210V209H27ZM47 210V209H46ZM89 210V209H88ZM118 210V211H117ZM116 210V212H115V214L117 215L118 213H119V208ZM219 210V209H218ZM91 211V212H92ZM108 211H110L109 210V207H108ZM107 211V212H108ZM111 211H112V209H111ZM121 211V210H120ZM234 211V210H233ZM237 211V210H236ZM1 212H4L3 210H1L0 211V213ZM6 212V211H5ZM25 212V211H24ZM87 212V211H86ZM93 212V213H94ZM118 212V213H117ZM27 213V212H26ZM43 213V212H42ZM76 213V212H75ZM110 213V212H109ZM112 213V218L110 217L109 218V216H108V219H106L107 217H105V216H107V214L106 215H104V217H103V220L105 219L106 220V224L107 223H109V221L112 219V221L114 220L115 221V219H116V217L115 218H113V216H115V215H113V211L111 212ZM111 213H110V216H111ZM29 214V213H28ZM77 214V213H76ZM101 215V216H99V215ZM120 214H122V213H120ZM7 215V214H6ZM8 215H9V213H8ZM31 216H32V214H30ZM94 214H92V216H93ZM109 215V214H108ZM119 215V214H118ZM146 215V214H145ZM4 216V215H3ZM10 216H12V215H10ZM77 216V215H76ZM88 216V215H87ZM121 216V215H120ZM2 217V216H1ZM33 217V216H32ZM86 217V216H85ZM126 217H128V216H126ZM120 218V217H119ZM222 218H223V216H222ZM80 219V220H79ZM83 219H84V217H83ZM100 220H101V218H99ZM121 219V218H120ZM131 219V218H130ZM145 219V218H144ZM100 220H99V227H97V228H99V230L98 231H100V230H102V229H104L105 230V228L104 227H106V225L104 226V224H103V226H102V229H101V225L102 224H100ZM103 220H101V221H103ZM107 220H108V222H107ZM118 220V219H117ZM166 220V219H165ZM218 220H219V218H218ZM217 220V221H218ZM222 220V219H221ZM226 220V219H225ZM81 221V222H80ZM84 221H85V219H84ZM110 222V223H114V222ZM123 221V220H122ZM142 221V220H141ZM227 221V220H226ZM36 222H37V220H36ZM87 222V220L85 221V223ZM119 222V221H118ZM227 222H229V221H227ZM226 222V223H227ZM233 222V221H232ZM109 223V225L108 226H111L112 224H110ZM126 223V222H125ZM155 222H153L152 221V218H151V216L150 215H147L146 216V220H145V222L144 223H138V221H137V224H136V221H135V224L136 225H134L133 224V232L132 233H127L128 234V236L130 237L129 238V240H132V239H134V244L136 245V247L137 248H139L140 250H142L143 251V253L144 252H146V250H148L149 249V247H148V249H146L147 248V246L145 245V243H144V245H143V243H141V241L140 240H142V239H140V238H143V237H145V238H147L148 236L147 235H152L153 237L155 236V238L157 239L158 238V240L160 239L158 236L160 235V232L159 233H155V231L157 230V227H155V224H154ZM161 223V222H160ZM182 223V222H181ZM84 224V223H83ZM120 224H122L121 223V221H120ZM115 225V226H114ZM160 225V224H159ZM228 225L230 226V229L232 230V232L233 231H236L237 232V227L234 225V224H232V223H228ZM262 225H264V224H262ZM122 226V225H121ZM125 226L126 225H124V227L123 228H125ZM127 226H128V224H127ZM113 227H116L115 229H117V227H118V224L116 225V224H113L112 225V228H109V227H107V229H108V231H109V233H111V234H109V233H107V231H104L103 232V230H102V232L104 233L103 235H101V233H100V235H98V236H96V239L98 238V239H101V238H104L103 236L104 235H113V234H115L116 236H117V234L119 235V233H118V229L117 230H113ZM129 227V226H128ZM127 227V228H128ZM132 226H130L129 228H131ZM203 227V226H202ZM219 227V226H218ZM223 227V226H222ZM228 226H226V228H227ZM163 228V227H162ZM120 229H122L121 227H120ZM185 229V228H184ZM203 229H204V227H203ZM111 230H113V232H111ZM126 230V229H125ZM159 230V229H158ZM161 230V229H160ZM226 230V229H225ZM186 231V230H185ZM213 231V230H212ZM227 231V230H226ZM262 231H264V230H262ZM89 232V231H88ZM96 232H97V230H96ZM117 232V233H116ZM121 232H123V230L121 231ZM236 232H234V233H236ZM43 233H44V231H43ZM44 233V234H45ZM47 233H46V235L45 236H47ZM93 233V232H92ZM113 233V234H112ZM126 233H124L123 232V234H124V236L125 235H127ZM169 233V232H168ZM227 233H228V231H227ZM231 233V232H230ZM230 233L228 234V235H230ZM82 234V235H81ZM93 234H96V233H93ZM92 234V235H93ZM157 234H159L158 236H157ZM214 234V233H213ZM236 234H238V233H236ZM90 235H91V233H90ZM106 235V238L108 237V239H109V236H107ZM121 235V238H122V234H120ZM163 235H165L164 234V232H163ZM162 235V236H163ZM167 235V234H166ZM166 235H165V239H167L166 238ZM115 236V237H116ZM157 236V237H156ZM161 236V235H160ZM168 236V235H167ZM183 236H184V244L183 245H180V246H178V243H176L175 244V242H172V243H174V244H172V243H170V245L172 244V245H175V246H173L174 247V249H177L176 251L174 250V253L175 252H177L178 251V253L176 254V255H172V256H169V255H171V254H173L172 253V251H171V253L170 254H168V252H170V251H168L167 249H169L170 247H169V244L167 245L166 243V240L164 239V238H161V239H164L165 240V243H163V245H167L166 247H168V248H166V247H162V249L163 248H165L166 250H167V252H166V255L167 256H165V254H164V256H165V262H162V263H164V264H169V262H167L168 260V258L170 259V257H171V259H170V261L172 260V263L173 264H188L189 263V260L191 259V255H193V253H195L196 254V256L198 255V256H200L199 255V248L197 249V248H195V246H198V244L195 242V243H193V240H192V238H191V236L189 235V233L186 231L185 232V234H183ZM246 237H244V236H242V237H244V238H242V239H240V238H238V237H240V236H236L239 240H241V242L240 241H238V242H240V245H241V243L246 247V248H252V250L254 249V247H251V246H253V245H256V244H259V243H257V241L258 242H260L258 239H260V235H258L256 232H248L246 235H245ZM50 237V236H49ZM83 237H85V234H84V236ZM92 237V236H91ZM101 237V238H100ZM115 237H113V238H115ZM207 237V236H206ZM206 237H205V239H206ZM262 237H264V236H262ZM105 238V239H106ZM112 238V237H111ZM120 238V237H119ZM118 238V239H119ZM120 238V239H121ZM154 238V239H155ZM80 239V238H79ZM84 239H88V238H84ZM125 239V238H124ZM124 239H122V240H124ZM153 239V238H152ZM160 239V240H161ZM181 239V238H180ZM183 239V238H182ZM208 239V238H207ZM228 239H230V238H228ZM75 240V239H74ZM111 240V239H110ZM122 240H121V243H122ZM157 240V242H158V244H157V242H156V240H153L154 242H155V244H154V242H153V245H155V248L154 249H158V248H161L160 247V245L159 244H161V243H159V241ZM170 240V239H169ZM76 241V240H75ZM98 241V240H97ZM97 241L94 239V244H95V242H96V244H97ZM100 242H102V239L101 240H99ZM107 241V240H106ZM115 241V240H114ZM120 241V240H119ZM118 241V242H119ZM126 241V240H125ZM127 241H128V239H127ZM127 241H126V243H127ZM162 241V240H161ZM233 241V240H232ZM72 242V241H71ZM85 242V241H84ZM83 242V243H84ZM99 242V243H100ZM110 242V241H109ZM130 242V241H129ZM143 242V241H142ZM152 242V241H151ZM150 242V243H151ZM164 242V241H163ZM219 242V241H218ZM229 242V241H228ZM59 243V242H58ZM82 243V246H81V244H80V247H84L83 244ZM86 243H87V241H86ZM85 243V244H86ZM103 243V242H102ZM107 243V242H106ZM116 243V242H115ZM114 243V244H115ZM150 243H148L149 245H150ZM202 243V242H201ZM57 244V243H56ZM62 244H64V243H62ZM111 244V243H110ZM118 244L119 243H117V248H116V250L118 249ZM124 244H125V242H123V246H124ZM131 244V243H130ZM130 244H129V246H130ZM180 244V243H179ZM194 244H197V245H195L194 246ZM208 244V243H207ZM206 243H205V245H207ZM58 245H60V243L59 244H57V246ZM75 245V244H74ZM88 245V244H87ZM113 245V244H112ZM157 245H159V247L157 248L156 246ZM172 245H171V247H172ZM200 245V244H199ZM216 245V244H215ZM242 245V246H243ZM260 245V244H259ZM61 246V245H60ZM89 246V245H88ZM88 246H87V248H88ZM115 246V245H114ZM132 246V245H131ZM130 246V247H131ZM152 246V245H151ZM162 246V245H161ZM203 247H204V245H202ZM243 246V247H244ZM101 247V246H100ZM203 247H202V249H203ZM256 247H257V245H256ZM58 248V247H57ZM63 248V247H62ZM79 248V247H78ZM78 248H73V249H75L76 251H80V252H82L80 249H78ZM105 248V247H104ZM104 248H103V250H104ZM122 248H125V247H122ZM128 248V247H127ZM127 248H125V249H127ZM133 248H135L134 246H133ZM144 248L146 249L145 251H144ZM153 248H151V249H153ZM194 248V249H193ZM213 248H214V246H213ZM212 248V249H213ZM215 248H216V246H215ZM242 248V247H241ZM260 248V247H259ZM59 249V248H58ZM64 249V248H63ZM62 249V250H63ZM84 249V248H83ZM109 249H111V248H109ZM115 249V248H114ZM114 249L113 250H111L110 252L109 251H107V253H111V254H113L112 253V251L114 252ZM119 249H121V248H119ZM119 249H118V254H119ZM124 249V250H125ZM162 249H158V251H161ZM198 250L197 252H195V251H192V250ZM257 250H259L258 248H256ZM262 249H264V248H262ZM61 250V249H60ZM65 250V249H64ZM63 250V251H64ZM105 250H106V248H105ZM123 250V249H122ZM121 250V251H122ZM128 250H131L130 248H128ZM136 249H134V251H135ZM139 250V251H140ZM170 250V249H169ZM245 250V249H244ZM261 250V249H260ZM86 251H88V249L86 250ZM96 251V250H95ZM204 251H205V249H204ZM212 251H214V250H212ZM242 251V250H241ZM262 251V250H261ZM104 252V251H103ZM102 252V253H103ZM123 252H126V251H123ZM122 252V253H123ZM131 252V251H130ZM137 252V251H136ZM165 253V251H162V253ZM190 252H192V253H190ZM200 252H202V251H200ZM206 252V251H205ZM204 252V254H207V253H209V252H207V253H205ZM255 252V251H254ZM84 253H86L85 251H84ZM116 253V252H115ZM121 253V254H122ZM147 253L149 254V253H152V252H150V250H149V252L147 251ZM153 253H156V251H154ZM159 253V252H158ZM157 253V254H158ZM89 254V253H88ZM129 254V253H128ZM135 254V253H134ZM142 253L140 252V255H141ZM160 254H161V252H160ZM194 254V255H195ZM216 254V253H215ZM241 254H242V252H241ZM241 254L239 255V256H241ZM257 254V253H256ZM86 255V254H85ZM156 255V254H155ZM154 255V256H155ZM162 255V254H161ZM161 255H160V257H161ZM201 255H203V254H201ZM89 256V255H88ZM93 256V255H92ZM145 255H143V257H142V259L144 260V259H146L147 260V258H146V256L144 257ZM149 256H150V254H149ZM151 256H153V254L151 255ZM150 256V257H151ZM158 256V255H157ZM156 256V258H159V256L157 257ZM169 256V257H168ZM262 256H264V254H262ZM98 257V256H97ZM97 257H94V258H97ZM101 257V256H100ZM99 257V258H100ZM148 257V256H147ZM194 257V259H196V257L195 256H193ZM201 257V256H200ZM203 257V256H202ZM204 257H206V255L204 256ZM214 257V256H213ZM253 257V256H252ZM256 257V256H255ZM259 257H260V254H259ZM101 258H103V257H101ZM140 258V257H139ZM149 258V257H148ZM152 259H153V257H151ZM151 258H150V260H151ZM162 258H164L163 256H162ZM161 258V259H162ZM258 258V257H257ZM89 259H90V257H89ZM93 260H95V259H93ZM97 260H99V259H97ZM141 260V259H140ZM154 260H157L158 261V259H154ZM174 260V261H173ZM252 260V259H251ZM92 261V260H91ZM100 261V260H99ZM148 261V260H147ZM161 261V260H160ZM198 261V260H197ZM197 261H195V262H197ZM200 261H202V259L200 260ZM206 261V260H205ZM261 261V260H260ZM144 262V261H143ZM194 262V261H193ZM195 262H194V264H195ZM254 262V261H253ZM257 262H259V259L257 260ZM262 262H264V261H262ZM84 263V262H83ZM92 263V262H91ZM103 263V262H102ZM207 263V262H206ZM205 263V264H206ZM78 264V263H77ZM81 264V263H80ZM105 264V263H104ZM116 264V263H115ZM147 264V263H146ZM150 264V263H149ZM158 264H159V262H158ZM170 264H171V262H170ZM201 264V263H200ZM257 264V263H256Z\"/></svg>",
	"mask_w": 264,
	"mask_h": 264
}]
</instances>
